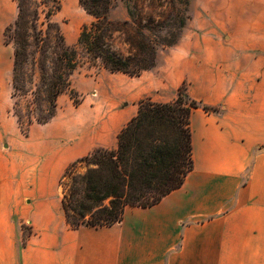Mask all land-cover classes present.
I'll return each instance as SVG.
<instances>
[{"label": "crops", "instance_id": "0c3cea01", "mask_svg": "<svg viewBox=\"0 0 264 264\" xmlns=\"http://www.w3.org/2000/svg\"><path fill=\"white\" fill-rule=\"evenodd\" d=\"M219 5L230 10V37H183L139 77L78 73L80 106L62 94L56 116L28 135L0 120V264H264V0ZM15 17L13 0H0V37ZM7 68L0 57V84ZM106 85L112 93L90 96ZM184 85L221 109L191 114L194 169L183 186L153 207H128L116 225L71 229L60 187L67 167L115 149L135 103L173 102Z\"/></svg>", "mask_w": 264, "mask_h": 264}, {"label": "trees", "instance_id": "16d2710c", "mask_svg": "<svg viewBox=\"0 0 264 264\" xmlns=\"http://www.w3.org/2000/svg\"><path fill=\"white\" fill-rule=\"evenodd\" d=\"M15 1L18 15L4 32V43L14 47L11 113L24 135L33 124L48 123L56 116L63 93L70 92L73 98L71 79L80 67L130 77L155 67L158 42L164 47L179 42L189 6V0H142L149 7L144 12L138 6L141 0H126L132 2L130 19L116 22L109 17L113 0H79L95 20L83 26L78 42L70 46L54 21L61 0ZM156 27L172 37L146 33ZM116 36L129 46L127 54L114 48ZM74 102L80 105L76 98ZM197 108L209 113L221 109L185 100L182 87L173 102L140 101L115 149H94L65 170L60 187L67 225L71 229L113 226L122 222L128 207H153L181 188L194 169L191 114Z\"/></svg>", "mask_w": 264, "mask_h": 264}, {"label": "rangeland", "instance_id": "374dc122", "mask_svg": "<svg viewBox=\"0 0 264 264\" xmlns=\"http://www.w3.org/2000/svg\"><path fill=\"white\" fill-rule=\"evenodd\" d=\"M13 5L15 8L16 17L18 15V6L15 0H13ZM62 8L54 17V21L59 23L62 32L65 37H72L73 42H67L68 45L72 46L78 42V38L82 31L84 25L91 24L95 18L89 15L83 7L80 5L79 0H61ZM128 5H132V2L126 0H113V7L110 9L109 17L111 20L116 22H124L130 19ZM143 8L144 12L148 11V3L140 1L139 5ZM133 12L137 15L139 13L138 9H133ZM230 10L227 8L223 10L219 5V0H189L188 6V19L183 31L180 34V40L184 37L185 40H190L193 37H230V26L226 24V20L223 17L224 14L229 13ZM13 21V22H14ZM11 22L10 24H12ZM150 37H172L167 35L166 31L162 32L160 27H156L152 33L146 32ZM156 35V36H155ZM113 42L115 49H119L127 54L129 46L120 42L118 36ZM1 44L3 48H0V57L2 64L6 66L7 71L5 73V80L0 84V120L5 122L14 121L15 117L12 115L11 110L15 104V99L12 97V86L11 79L13 75L15 54L14 47L12 45H6L4 43V37H0ZM159 41V40H158ZM179 42L172 47H164L159 42L157 44V56L161 54L162 57L167 59L170 55L171 49L175 48ZM4 49V50H3ZM157 63V59H156ZM156 66V65H155ZM154 68V67H153ZM152 68V69H153ZM101 68L90 67L84 65L77 69L73 73V77L78 73L95 75L100 72ZM151 70V69H150ZM29 76L31 73L29 72ZM115 81H117L118 76L111 75ZM130 79V76H128ZM113 83L114 81L110 79ZM185 93V100L190 101V98L186 91V86L182 87ZM73 104L75 105L74 99L76 98L80 104L83 101V96L76 92L74 89ZM112 93V88L106 85L97 88L96 91L90 95L91 97H100V100L107 94ZM65 94V93H63ZM70 95V92H66ZM71 96V95H70ZM151 99L152 98H145ZM142 99V100H145ZM141 100V101H142ZM154 101V100H153ZM140 102V101H139ZM139 102L135 105L139 108ZM156 102V101H155ZM76 106V105H75ZM80 105L76 106L79 107ZM112 108V106H111ZM16 120V119H15ZM25 237L27 238L31 234V230L25 226ZM25 238V239H26ZM25 240L23 239V242Z\"/></svg>", "mask_w": 264, "mask_h": 264}]
</instances>
